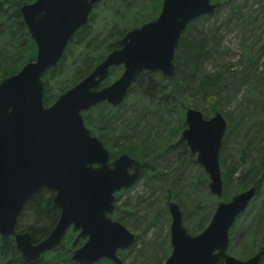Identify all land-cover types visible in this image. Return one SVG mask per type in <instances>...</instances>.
<instances>
[{
  "label": "water",
  "instance_id": "obj_1",
  "mask_svg": "<svg viewBox=\"0 0 264 264\" xmlns=\"http://www.w3.org/2000/svg\"><path fill=\"white\" fill-rule=\"evenodd\" d=\"M100 1L33 0L20 7L36 52L16 73L0 80V236L12 237L24 262H34L56 248L71 230L76 232L73 244L84 238L71 253L76 264L101 259L123 264L118 252L131 249L135 235L113 219L114 203L117 193L143 175L144 167L126 153L111 159L107 147L86 127L82 112L103 102L120 104L143 71L172 79L182 32L191 21L220 6L214 0H162L154 19L115 39L86 76L45 105L44 73L55 68L69 39ZM118 66L120 75L103 85L110 69ZM226 127L219 111L209 117L194 107L184 111L180 137L206 173L207 188L215 197L223 192L219 151ZM43 189L53 193L59 217L47 236L33 242L29 231H18L16 226L26 203ZM257 192L252 185L219 200L196 234L184 226L179 204L169 201L170 253L164 264H259L264 248L245 259L228 251L229 230Z\"/></svg>",
  "mask_w": 264,
  "mask_h": 264
},
{
  "label": "trees",
  "instance_id": "obj_2",
  "mask_svg": "<svg viewBox=\"0 0 264 264\" xmlns=\"http://www.w3.org/2000/svg\"><path fill=\"white\" fill-rule=\"evenodd\" d=\"M31 1L33 0H0V80L16 73L24 63L32 60L35 56V45L29 37L20 14L21 5ZM109 1L102 0L95 5L86 24L69 39L55 68L44 73L43 102L45 105L51 104L60 93L86 76L112 49V42L115 39L139 25V23H129L133 14L145 15L150 10L152 15L146 19L147 21L154 19L159 12L162 0H156L152 5L140 6L138 9H134L131 0H122L126 2L125 5H114L113 3L109 5ZM214 1H219L220 6L212 14L194 19L182 32L174 55L175 75L172 79L162 78L159 72L143 71L137 76L120 104L111 106L103 102L82 112L86 127L108 148L111 159L120 153H126L136 158L144 167V173L139 180L144 179V185L150 189L149 193L159 190V196L166 206L171 200L179 204L183 224L191 234L204 228L203 217H201L202 205L199 201L193 204L192 212L195 215V221L189 224L183 201L188 196L184 183L187 182L188 192H190L189 186L191 185L192 188V184L191 179L186 180L184 171L181 169V158L173 156L174 166L167 170L160 169L155 164H157L158 158L164 154L173 155L177 145L189 153L190 157H194L179 135L184 128V111L193 103V97L201 96L199 104L204 112H215L216 109L222 108L220 99L221 94L227 91L225 78L228 70L217 71L212 75L202 69L205 59L216 50L219 35H217L216 28L203 31L197 29L195 24L214 15L220 11L221 6L226 4L232 5L227 16L228 19L231 15H237L240 9L239 6H237L238 8L233 6L235 0ZM140 22L142 23V20ZM116 77H118L117 67H113L103 85L110 83V79ZM229 89L231 92L234 90L231 85H229ZM133 91L136 93H134L132 102L138 94L141 95L144 100L142 102L143 115L148 116L149 123L160 122L169 113H176V121L168 127L167 135L161 144L149 139L146 128L138 130L137 126H131V118H124L122 122L116 124L121 120L116 115L117 112L122 107V103L128 102L129 94ZM261 94H264V91L255 95L252 107L245 111L246 116L251 117L255 113L264 114V101L258 106ZM229 114L226 113V121H232L233 125L232 127L229 125V128L227 125V131L219 151L223 182L221 199H229L231 196L229 186L234 181L238 182L240 190H245L252 185H256L258 188V192L246 212L239 215L229 230L228 251L234 250L232 241L234 234L238 233V237H241L240 240L243 243L234 252L245 258L251 251L248 243L254 240L257 233H264V193L261 195L260 201L257 199L264 186V119L255 121L254 130L249 133L242 123L244 117L242 113L236 121ZM115 132L120 133L115 134ZM130 132L132 134H128ZM239 133L243 137L237 141L236 137ZM232 136H235L234 139L229 141ZM159 142H161V138ZM232 142L234 143L231 146ZM197 168L199 169V167ZM198 176H200L198 178L201 183L206 181L203 174L202 176L198 174ZM52 195L51 191L40 190L29 199L18 217L17 230L29 231L33 242H38L47 236L59 217V209L53 205ZM139 198L145 202L144 197ZM256 203H258L257 206H255ZM215 206L216 203L212 205V208L215 209ZM211 211L210 209L208 215ZM123 214L133 215L134 213L125 209L120 210L115 201L112 217L121 221ZM245 222L247 223L244 226ZM73 235L74 232L69 230L56 248L44 253L34 262H24L20 258L15 250L12 237L3 238L0 236V264H76L71 260V253L80 238L73 244ZM138 239L139 235H136L132 248L135 247ZM259 247L264 248V234L259 240ZM94 264L113 263L107 259H101Z\"/></svg>",
  "mask_w": 264,
  "mask_h": 264
},
{
  "label": "rangeland",
  "instance_id": "obj_3",
  "mask_svg": "<svg viewBox=\"0 0 264 264\" xmlns=\"http://www.w3.org/2000/svg\"><path fill=\"white\" fill-rule=\"evenodd\" d=\"M155 1L156 0H131V3L134 9H138L140 6H150L154 4ZM112 3L114 5H125L126 2H123L122 0H110L108 2L109 5ZM231 6L232 5L228 4L221 6L220 11L214 13V15L210 17L208 16L205 20L198 21L195 24V27L203 31H208L210 28H216L215 30L217 35H219V42L215 48L216 50H214L209 55V57L205 59L202 64V69H204L208 74L212 75L217 71L224 69L228 70L225 78V89L227 91L221 94L220 99L222 108L216 109L215 111L221 112L225 120L226 113H230L229 116L235 121L237 118H239L240 113H242L244 115L242 123L245 125V129H247L249 133H252L254 130L253 125L255 121L257 122L259 119H264V114L261 115L255 113L251 117L245 115V111L252 107V101L254 100L255 95L264 91V0H235L233 6H239L240 11L237 12V15H231L228 19L227 16L231 10ZM151 15L152 14L150 13V10L148 11V14L145 15L133 14V18L129 20V23H139L140 25L147 21L146 18H149ZM140 20H142V23ZM250 56H252V58H250ZM121 71L122 67L118 66V76L120 75ZM112 80L113 79H110V81ZM229 85H231L234 89L232 92L230 91L231 89H229ZM134 93H136V91H133L129 94L128 102L124 104L122 103V107L116 114L118 115L119 119L121 118V120H119L116 124L122 122L124 118H131V126H137L136 128L138 130L141 128H146V134L149 136V139L155 140L156 143L158 142L161 144L167 135L168 127L176 121V113H169L164 118H162L160 122L155 121L149 123L148 116L143 115L142 102L144 100L141 95L138 94L137 98H135V100L132 102L134 99ZM200 98V95L193 97V103L188 107L195 106L194 108L201 110L204 116H211L213 112L207 113L201 109V104L199 103L201 102L202 98ZM210 100H212V98H210ZM263 101L264 94H261V99L258 103V106L261 105ZM226 123L228 128L229 125H231V127L233 125V122L230 120L228 122L226 121ZM118 133L120 132H115V134ZM128 134H132V132ZM157 135L158 137H156ZM241 135V133L237 135V141L241 140L243 137ZM234 137L232 136L229 141L233 140ZM160 138L161 142H159ZM233 143L234 142L231 143V146ZM173 156H178L181 158V169L184 171V176L186 180L191 179L190 181L192 188L191 185H188L190 192L187 190V182L185 181L184 183L186 185V187H184L185 191L188 193V196L183 199L185 211H187V221L189 224L190 222L195 221V215L193 214L192 209L193 204L199 201L202 205L201 217H203V227H205L214 211L212 205L217 203L219 200L225 199H221V197H215L214 195L210 194L207 188L208 177L203 168L195 162L194 155V157H190L189 153L184 151L179 145L174 148L173 155L170 153H167L166 155L164 154V156L158 158V162L155 165L163 170H167V168L170 167L173 168ZM197 167H199V169ZM198 174L201 176L203 174L204 177H206V181L204 183L199 181L198 177L200 176H198ZM229 191L232 196L243 190H240L238 182L234 181V183L229 186ZM149 192L150 189L144 185V179L142 178L141 180L138 179L128 190L121 191L116 194V203L120 210L125 209L134 213L133 215L123 214L121 221H117L130 230L135 235V237L136 235H139V239L137 240L134 248L127 251H120L119 257L121 258L123 264H164L165 259L170 253V215L167 206L165 202L162 201L161 196H159V190H155L152 193ZM263 193L264 186L261 194L257 197L259 201ZM139 197H144L145 202L140 200ZM258 203H256L255 206H257ZM210 209L212 211L210 215H208ZM246 223L247 222L244 223V226ZM198 232L199 231L196 233ZM263 234L262 232L257 233L254 240L248 243L249 249L251 251L247 257L260 249L259 240H261ZM75 236L76 232H74L72 238L74 239ZM240 239L241 237H238V233H235L232 241L234 250H229V253L237 258L245 259L247 257H241L234 252L240 247L241 243H243ZM83 241L84 238H80L77 241L75 247L81 245ZM165 255L166 257L164 258ZM263 259L264 256L262 257L259 264H264Z\"/></svg>",
  "mask_w": 264,
  "mask_h": 264
}]
</instances>
